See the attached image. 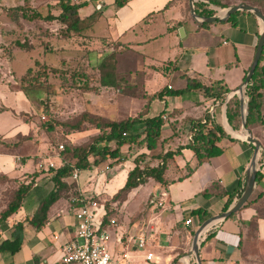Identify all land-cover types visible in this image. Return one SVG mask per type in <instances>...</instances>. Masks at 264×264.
I'll return each mask as SVG.
<instances>
[{
	"label": "crops",
	"instance_id": "1",
	"mask_svg": "<svg viewBox=\"0 0 264 264\" xmlns=\"http://www.w3.org/2000/svg\"><path fill=\"white\" fill-rule=\"evenodd\" d=\"M36 1L0 0V6L11 8L9 6L19 7L27 4L25 7L37 11L41 16L58 14L59 10L56 7L58 0H39L38 3ZM75 1L86 4L78 9L80 17L87 16L97 9L100 10L99 15L92 24V28L81 37L65 39L60 37V39L73 41L75 38L79 41L87 35L94 37L93 26L98 19L103 18L106 25L112 26L114 29L109 37L102 36L101 39L106 40L107 49H104L106 52L112 49L116 51L114 54L115 76L122 77L123 74H128V79H123L127 89L133 88L135 91L141 89L142 93L137 98L141 103L137 111L141 112L143 118L159 114L162 119L155 147L158 152L154 153L173 151L180 147L177 154L166 160L164 184L147 178L144 183L130 189L123 199L110 201L108 218H114L115 224L106 227L109 233L108 241L112 240L109 246L108 241L106 242L109 251L114 253L126 251L131 255L133 263L142 262V253L146 250L152 252L153 264H264V219H257L255 229L247 225V222L256 214L257 202L241 206L229 217L213 221L200 234L198 263L194 256L189 254L192 234L200 224L198 216L192 211L198 208L209 217L219 214L223 211L228 198L230 203L237 198L236 192L242 189L244 184L253 147L251 143L241 139L243 132L240 114L239 125L236 127V120H232V124L227 122L225 109L228 99L232 95L237 96L234 90L241 84L251 62L261 30L260 21L250 12L239 10L232 17L233 24L224 19L205 22L207 23L205 26H199L202 22L194 20L189 12H185L183 0H174L166 7L164 5L169 0H128L119 8L113 7L112 0H89L94 6L91 12L88 1ZM196 1L206 3V8L213 10V15L218 16L221 15L223 9L241 2L239 0H218L221 4L225 3V6L221 7L208 3L207 0ZM83 9L87 10V14L80 13ZM9 18L17 26L22 21L25 24L32 21L21 16H18L16 21ZM39 20L37 22L43 29L39 28V33L45 34L44 27L50 23L55 26L54 34L58 33L59 23L54 19ZM179 27L183 30L181 35L178 34ZM204 34L205 39H203ZM217 35L220 38L218 44ZM162 38L169 41L165 45L164 55H156L149 49L148 52L144 50L151 43L158 44ZM29 45L28 48H21L14 43L17 49L12 50L6 59L7 66L12 69L14 67L12 61L19 63L15 50L22 49L32 52V46ZM44 48L47 46L45 45ZM189 48L190 61L188 64H183L180 62V57L175 56L188 53ZM142 50L144 53H141ZM129 51L141 55L144 59L147 57L152 62L141 64L137 70L127 68L129 71L124 73L126 65L122 63L121 67L118 66L120 63L118 58L120 54ZM51 52L43 50L42 60L31 54L28 55L30 64L27 68L34 60L45 63L44 60L49 58L47 56L49 54H53L50 57L52 61L46 64L62 68V59L54 58L55 51ZM104 54L102 53L100 58ZM171 55H173L172 59H170ZM100 58L95 61L96 64ZM124 60L125 62L127 60L125 56ZM0 63H2L1 58ZM1 71L4 80L0 81V114L7 113L8 117L7 125L3 129L0 127V138L9 144L10 150H19L21 144L29 141L26 139L19 144H14L16 137L30 135L29 132L35 127L34 115L37 113L38 104L33 99L25 97L18 88V80L13 77L14 74L7 76L6 72L2 69ZM12 71L15 72L14 69ZM186 78L218 88L219 91L225 90L223 101L205 97L201 89L184 90ZM168 90L182 91L173 95ZM228 94L230 95L225 100ZM205 113L215 124L222 127L224 135L216 142L220 153L197 163L193 152L185 147L190 137L188 125L189 120L199 119ZM32 146L33 151H37V145ZM124 146L125 148L131 147L127 144L120 146L119 161L112 166L113 168L117 165L120 168L112 173L109 179H104V173H102L93 183L97 168L92 171L82 170L85 174L78 180L77 187L96 195L105 193L110 199L123 185L127 172L133 167V160L132 163L128 162L127 158L124 159L120 154ZM152 151L139 147V152L135 154L137 156L143 153L145 156L143 162H147L149 166H155L158 159L150 157L153 154ZM0 157L10 158V155L0 154ZM28 161V158L25 159V163ZM55 162L58 165L57 159ZM2 163L0 162V165ZM140 165H142L141 162ZM19 166L21 169L28 167L27 164ZM87 174L91 175L89 177L91 182L86 185L83 177ZM102 178L103 181L100 182ZM34 180L35 183L27 194L30 195L29 198L26 196L22 199L24 201L19 207L20 210L15 214L18 216L17 222H22L20 247L13 253L0 251V264H62L59 260V249L72 237L74 226V219L68 204L69 187L70 183L74 188L76 185L69 177L64 179L68 190H62L59 193V197L48 207L44 223L34 229L23 220L25 216H30L35 211L38 202L53 187L51 180L46 183L38 178ZM42 187H44L43 190ZM261 190H264V180L255 184L247 200L254 198L258 193L256 191ZM36 191L40 194L38 198L34 197ZM100 214L101 211L98 210L97 218ZM21 217L23 220H20ZM186 218L190 220L187 225L183 223ZM6 223V220L0 221V242L11 238L12 227L7 226ZM136 238L144 240L142 250L136 247Z\"/></svg>",
	"mask_w": 264,
	"mask_h": 264
},
{
	"label": "trees",
	"instance_id": "2",
	"mask_svg": "<svg viewBox=\"0 0 264 264\" xmlns=\"http://www.w3.org/2000/svg\"><path fill=\"white\" fill-rule=\"evenodd\" d=\"M127 1L128 0H112V5L114 8H119L123 6ZM183 1L185 5V12H187V1ZM239 1L254 6V3L251 2V0ZM173 2L174 0H169L165 3L164 7L170 5ZM207 2L216 6H225V3L221 4L218 0H207ZM82 5H84V2H76L75 0H58L56 7L58 8L59 12L56 16H52L50 14L41 16L37 11L33 10L29 14H25V12H23L22 10L24 9V6L13 7L11 9L8 8L5 11L6 14L9 17L13 18L15 21L17 20L18 16H21L24 19L28 20H34L35 18L43 20L54 19L59 23V27L57 29L59 36L65 39L70 37H81L86 31L92 28V24L97 19L100 12L99 9L94 10L87 16L80 17L78 15V9ZM206 6V3L196 1L194 2V12L199 16H212L214 11L211 9H207ZM258 9L263 12V10L259 6ZM237 12L238 11H235L234 13H231L229 16H227L225 18V21H230L233 24L234 22L232 21V17ZM206 24L207 23L202 22L199 24V26H205ZM14 43L21 48H28L30 46L26 41L18 42L17 40H15ZM115 52L116 51L113 49L108 51L99 59L98 63L96 64L95 70L98 74L97 83L101 87H114L117 85V78L114 72ZM263 59L264 43L257 64L253 69L250 79L244 87V93L246 96L245 125L247 127L257 122L262 123L260 114V99L262 96L261 89L264 87V65L261 64ZM63 70L64 69L55 68L50 66L49 64L34 60L32 65L26 68V70L18 77V88L23 92L25 97L28 95V93L31 94L32 92H34V98L36 99L39 106V112L42 111L41 108L42 105H44V101L48 99V96H46L48 95L46 94L48 93V90H46V88H41V78H43V80H46L47 78L48 81L45 84V87H47V85L50 83L49 76L47 77V75H50L53 72H58L57 79H59L60 81V84L58 85L60 88L64 81L67 79L64 78L66 77L65 75H68L70 77L71 83L76 81L78 85L82 84L80 86L82 87V89H80L81 91L95 90V87L86 85L85 81L90 76H87L88 73H85L84 70L72 69L69 70L70 72L68 74H65L64 72L62 74L61 71ZM73 87L77 88L78 86L76 87L73 84ZM189 89H201L205 97L218 101H223L226 92L225 90L219 91L218 88H212L208 85H203L196 80L194 81L186 78V86L184 90ZM181 91L182 90H168V92L173 95L178 94ZM50 93V96L53 97L56 96V93H58V91ZM29 98L30 97L28 96L27 99ZM45 107H47V105ZM225 115L229 124H232V120H236V127H238V101L235 95H232L228 99L226 103ZM54 124H60L62 126L68 127L69 131L80 130L86 125L96 128L99 132L87 143L80 145L63 146V149L58 154V165L55 168L47 169L48 172L52 173L50 179L53 183V187L38 202L35 211L30 216H25L23 220L34 229L39 228L44 223L48 207L59 197V193L62 190L68 188L64 179L67 177L70 178L72 170H86L92 165L100 164L107 159H110V163L117 162L119 160V148L123 144H127L128 146L143 147L147 151H152L158 142L162 119L159 114L156 116L143 118L142 114L140 113L139 115H135L133 117H125L114 120L105 118L98 114H91L89 112L82 111L76 116L75 121L72 123L61 122ZM49 125L50 124H47V126H45V129L48 130V128H50ZM188 130L190 133V137L185 147L189 148L193 152L197 163H200L201 161L220 153V150L216 146V142L221 136L224 135V131L222 127L218 124H215L206 113L203 114V116L199 119L189 120ZM29 138V135L22 137L18 136L16 137V142H14V144H19L21 143V141ZM110 142H112L113 144L112 147L108 145ZM179 148L180 147L176 148L173 151L168 150L163 153L152 154L150 157L158 159V163L155 166H149L147 162H143L145 158L143 153L135 156L133 158V167L127 172L123 185L110 197V201L123 199L125 194L130 189L144 183L147 178H151L152 180L160 184H164L165 179L163 175L166 168V160L171 159L172 155L177 154ZM88 156H92V162L88 160ZM140 162L142 163V165H140ZM258 162L264 163V158L258 157ZM261 180H264V174L256 171V184ZM29 183L30 182L26 184H20L16 188L11 199L8 201L5 208L0 212V221H5L7 217H9L21 206L22 199L29 189ZM70 186H72V183H70ZM73 188L74 187L72 186V192L69 193V197L75 193V188ZM240 190L241 189L237 190L235 195L236 197H238V195L240 194ZM263 196L264 190H261L254 196V198L246 200V202L242 206L252 202H258ZM98 200L100 201L99 197ZM102 203L105 210V214L102 219L103 225L105 224V218L110 212V209L106 206L105 202ZM229 203L230 199L228 198L223 206V211L227 208ZM192 213L198 216L199 223L209 217L208 214H204L198 208L193 210ZM258 218L264 219V214L260 213L256 207V214L247 222V225L255 229L256 221ZM10 236V239H4L0 242V251L13 253L19 249L22 240V222H16L12 226Z\"/></svg>",
	"mask_w": 264,
	"mask_h": 264
},
{
	"label": "rangeland",
	"instance_id": "3",
	"mask_svg": "<svg viewBox=\"0 0 264 264\" xmlns=\"http://www.w3.org/2000/svg\"><path fill=\"white\" fill-rule=\"evenodd\" d=\"M38 1L39 0H37L36 2L38 3ZM86 1H88V5L91 6V12L92 10H94V6L91 5L89 0ZM251 2H253L254 6H256L257 8L259 6L263 10L262 13L264 15V0H251ZM84 5L86 4L84 3ZM9 7L13 8V6ZM6 8L8 7L0 6V58L2 62L0 63V81L4 80V77H2L3 72L1 71V69L6 72L7 76L14 74L13 77L18 80L17 78L20 73L23 72V70H25L30 64L28 55L31 54L35 56V58L42 60V51L46 50L48 52L55 51L54 58L58 57L62 59L63 64L61 66V69H64L63 71H61L62 74L63 72L65 74H68L70 72L69 70L72 69H81L84 70L85 73H88L87 76L90 77H88L85 81L86 85L95 87V90L81 91L80 89H82V87L80 86L82 84L78 85L76 81L72 83L74 84V86L78 87H73V84L71 83L70 77L68 75H65L66 77L64 78L67 79L64 81L60 88L58 86L60 84V81L59 79H57V71L51 73L50 75H47V77L49 76L50 82H48L50 85L48 84L47 87H45V84L48 81L47 78L46 80H43V78H41V88H46V90H48V93H46L48 94L46 95L48 96V99L44 101L41 112H39L40 110L38 111L39 106L37 108V105H35L37 108V113L34 115L35 127L32 129V131L29 132V142L26 141L27 143L24 142L23 144H21L22 146L19 148V150H10L11 147L9 146V144L0 139V154L10 155V158L0 157L1 163L3 161H6L0 165V212L5 208L14 191L20 184H26L30 182L29 189H31V187L35 183V178H38V180L44 183L51 180L50 177L52 176V173L48 172L47 169L37 168L36 163L40 158L56 152L57 144L61 143L63 146L84 144L89 142L99 132L96 128L86 125L80 130L69 131L68 127L54 123H72L75 121L76 116L82 111L113 119L139 115L141 112L137 110L141 102H139L137 98L140 97L142 93L141 89H138L137 91H135V89L133 88L131 90H128L124 85L123 81L125 82V80L123 79H128V74H123V78L117 75L116 78L118 79V82L114 87H101L98 85V74L95 70V61L100 58L102 53H107L104 50L107 49V43H105L106 40L101 39V37H109L110 33L114 29L112 26L106 25L103 18L98 19L93 26L94 35L96 37L87 35L84 39H79V41H76L75 38H73V41H70L69 39L64 41V39H60L59 33L54 34L55 26L51 23L48 24V26L44 27V30H46L45 34L39 33V30L43 29L37 22L39 20L38 18L32 20L31 23L26 22L25 24V22L22 21V23L18 24V26L15 25L14 22H12L6 15ZM22 10L23 12H25V14H29L33 9H29L24 6V9ZM86 12L87 10L85 11V9H83L80 13L87 14ZM186 13H188V11ZM204 36L206 35H203V39H205ZM15 40H17L18 42H28L29 44H31V49L33 50L32 52L25 50L23 51L22 49H20V51H14L16 59L19 61V63H14V61L11 62L12 66H14L12 68L15 70L14 72L12 71L11 67L7 66L5 61L6 59H8L9 54L12 53V50L17 49L16 47H14ZM216 41L217 44L220 42V38L218 35ZM167 43H169V41H166V39L162 38L160 39V42L158 44L151 43L146 48H144V50L148 52L149 49L152 50L156 55H164L165 45ZM45 45L47 46V48H44ZM189 52L190 48L188 49V53L175 57H180L181 63L188 64L190 61ZM141 53H144L143 50ZM52 55L53 54L47 55L49 56V58H45V63L52 61V58H50L52 57ZM124 56L127 58L126 62L124 60ZM172 56L173 55L170 56V59H172ZM118 59L120 61L118 66L121 67L122 63H125L126 65L124 67V73L129 71L128 69L137 70L138 67L141 66V64H148L149 62H152L149 58L147 59L146 57L144 59L141 57V55H138L137 53L132 51L120 54ZM261 64L264 65V59L262 60ZM57 65L59 66L60 64ZM1 78L3 79L1 80ZM172 83H174V81H172ZM56 91H58V93H56V96L51 97L50 92ZM261 94L262 96L260 99V114L262 123L257 122L246 127L248 129V133L259 141L258 157L264 158V87L261 89ZM28 96L30 97V99L36 101V99L34 98V92H32L31 94L28 93L26 97L28 98ZM243 98L244 101H246L245 93H243ZM46 105L47 107H45ZM7 117V113L0 114V127L2 129L5 125H7ZM47 124H50V128H48V130L45 129V126H47ZM64 127L67 129H65ZM33 144L37 145V151H33ZM108 145L110 147L113 146L112 142H110ZM122 150V153H120L122 157L124 159L127 158L128 162L132 163L133 159L131 158L133 156H136V154L139 152V147L131 146L130 148H125L124 146ZM154 152H158V150L154 148L151 153L155 154ZM11 155L13 156L11 157ZM27 158L29 159V161L25 163V159ZM88 160L92 162V156H88ZM115 163H110V159H107L100 164L92 165L86 170L92 171L94 170V168H97V171H95L94 174V181H92L93 183H95L97 181L98 175L102 173H104V179H109L111 174L116 172L120 168L119 166L117 167V165L112 168ZM20 164H27L28 167H26L25 169H21V167L19 166ZM83 174H85V171L79 172L78 180H80ZM90 176L91 175L87 174L86 177H83L84 184L87 185L91 182V180L89 179ZM102 181L103 178L100 182ZM43 188L44 187H42L41 189L43 190ZM29 189L25 193L23 199L26 196H28L29 198L30 195H27L29 193ZM65 190H68V188H66ZM69 191V193L72 192V186L69 187ZM257 192L259 191H256V193ZM39 196L40 194H38V192L36 191V195L34 197L38 198ZM151 196L152 194L149 195V198ZM98 197L100 198V202H105L106 206L110 208L109 196H107L105 193H101L100 195H98ZM23 201L24 200H22V202ZM256 207L260 213L264 214V196L257 202ZM18 210H20V208H18L14 213L6 218V224H8L7 226L10 225L12 227L14 223L17 222L18 216L15 214L18 213ZM20 220H23V218L21 217ZM111 241L112 240L108 241V246L110 245Z\"/></svg>",
	"mask_w": 264,
	"mask_h": 264
},
{
	"label": "built area",
	"instance_id": "4",
	"mask_svg": "<svg viewBox=\"0 0 264 264\" xmlns=\"http://www.w3.org/2000/svg\"><path fill=\"white\" fill-rule=\"evenodd\" d=\"M56 152L44 156L36 163L37 168H55L58 154L63 149L61 143L56 145ZM258 163V165H257ZM256 168L260 173H264V163L258 162ZM78 170H72L70 179L75 183V193L68 199L71 215L74 219L72 237L60 246V262L62 264H153L154 257L152 252L144 250L142 262L133 263L131 255L126 251L114 253L109 251L106 242L109 239L107 226L115 224L114 218L106 216L105 224L102 225L105 210L103 203L98 200L96 194L87 193L77 187ZM98 210L101 214L97 218ZM183 223H190L186 218ZM136 247L140 250L144 248V240L136 238Z\"/></svg>",
	"mask_w": 264,
	"mask_h": 264
},
{
	"label": "water",
	"instance_id": "5",
	"mask_svg": "<svg viewBox=\"0 0 264 264\" xmlns=\"http://www.w3.org/2000/svg\"><path fill=\"white\" fill-rule=\"evenodd\" d=\"M186 1L188 4V12H189L190 17L198 22H213L215 20H224L231 13H234L235 11L240 10V11H248L251 14H253L260 21V24H261V30L257 37V41H256V45H255V49L253 52L251 62L241 81V84L234 90V93L237 91V97H238V103H239L240 122H241L242 131H243V136L241 137V139L252 144V147H253L252 155L249 161L248 168L246 170L244 184H243V187L238 197L233 202H231L224 211L220 212L219 214L206 218L194 230L192 234V238H191L189 254H192L196 260V263H198L199 262L198 245H199L200 234L213 221L224 219L230 216L231 214H233L234 212H236L237 210H239L240 207L246 202L248 197L251 195L255 187V184H256L255 174L257 171L256 163H257V157H258V151H259V141L248 133V129L245 125V101L243 98V93H244V87L247 84L248 80L250 79L253 69L255 65L257 64V61L259 59L262 46L264 43V15L256 6L250 5L245 2H238L236 4L230 5L227 8L223 9L221 12V15L219 16L212 15V16L204 17V16H199L194 12V2L196 0H186ZM181 33H183V30L181 27H179L178 34L181 35ZM230 94L226 95L225 100H227Z\"/></svg>",
	"mask_w": 264,
	"mask_h": 264
},
{
	"label": "bare ground",
	"instance_id": "6",
	"mask_svg": "<svg viewBox=\"0 0 264 264\" xmlns=\"http://www.w3.org/2000/svg\"><path fill=\"white\" fill-rule=\"evenodd\" d=\"M237 94V91L235 92ZM242 136V135H241Z\"/></svg>",
	"mask_w": 264,
	"mask_h": 264
}]
</instances>
